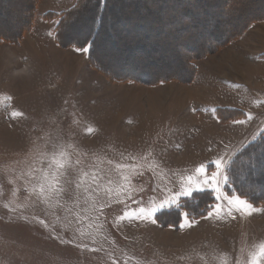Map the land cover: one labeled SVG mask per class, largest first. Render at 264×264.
Here are the masks:
<instances>
[{
    "label": "rangeland",
    "instance_id": "rangeland-1",
    "mask_svg": "<svg viewBox=\"0 0 264 264\" xmlns=\"http://www.w3.org/2000/svg\"><path fill=\"white\" fill-rule=\"evenodd\" d=\"M59 1L38 0L32 28L15 44L0 43V264H264V205L226 196L222 189L232 140L248 124L264 130V67L249 66L252 82L245 86L230 80L237 76L229 77L227 69L208 73L203 67L213 61L237 69L243 57L264 47V21L252 23L218 52L192 61L190 83L150 86L108 80L92 65L89 47H59L56 20L44 18L61 8ZM142 1L130 22L123 18L124 7L114 12L119 23L113 27L104 17L103 30L109 27L113 37L96 44L103 66L144 80L155 73L187 75L182 45L203 41L208 28L185 37L189 27L181 29L194 12L177 9L184 3L189 9L195 0L138 4ZM153 2L165 8L142 19L143 6L150 11ZM31 3L0 0V30L14 31ZM244 7L231 17L235 27L252 14H264V0H248ZM170 15L177 17L175 24L166 23ZM92 17H85L84 27L72 19L65 37H83ZM226 17L216 15L218 20ZM138 25L143 31L135 29ZM255 25L262 28L260 45L244 47L240 58L236 44ZM130 27L133 34L141 32L140 42H133ZM176 27H181L177 33L163 34ZM215 30L224 35L222 28ZM129 48L132 52L125 54ZM107 51L120 54L114 59ZM191 90L205 97L208 111L199 113L202 125L190 122L193 107L176 106ZM216 105L241 107L246 117L238 122L248 124L225 138L226 127L212 123ZM198 191H210L216 200L205 216L192 220L182 212L177 229L156 222L158 213L177 208L180 199L190 196L182 193ZM164 201L171 202L160 208Z\"/></svg>",
    "mask_w": 264,
    "mask_h": 264
},
{
    "label": "trees",
    "instance_id": "trees-1",
    "mask_svg": "<svg viewBox=\"0 0 264 264\" xmlns=\"http://www.w3.org/2000/svg\"><path fill=\"white\" fill-rule=\"evenodd\" d=\"M30 1H32L30 7L24 8L26 10V14H24L23 17L22 20L23 23L22 22L19 23L17 27L14 29V31L0 30V43L9 42L11 44H15L20 41L24 32H27L32 28V23L35 18V5L38 0H30ZM145 1L147 2L148 0ZM170 1L172 5L173 4L177 5L178 3H180L179 0H170ZM213 1L215 0H201V1L195 0V2L192 3L189 2L188 4L189 9L183 8L185 6L187 7V3H184L186 5L180 7L181 10L177 9V11L182 14H184L185 11H189L190 13L194 12L193 18H190L189 23L186 26H184V28L182 29L181 27H176V29L173 28L168 31H163V34L165 36H169L172 35L173 32L178 31V28H180L183 31H186L187 30L186 28L189 27V32L185 34V37L189 36L193 38L195 37L193 36V34L197 32L196 31L197 29H201L204 27L208 28L206 32L205 30L203 31L206 34L205 35L206 38L203 41L197 40L198 43L195 44L193 43L188 45L186 44V46L182 45V48L185 53L183 55V58L181 57V59L183 60L185 65V69H186L185 72H187V75L183 73V75H185L183 77H179L177 74L162 76L159 75L158 73H155L154 77H151V79L144 80V78L135 77V75L130 74V72L124 74L118 73V72H114L113 70H109L108 68L103 66L104 63L101 60L102 59L101 54L98 55L97 53L96 44L101 39L105 41L107 40V38L112 39L113 35L112 36L111 34L109 35L106 29H108L109 27H113L115 22L119 23V19L116 18L114 12L121 13L123 11L122 7H124L125 12L123 13V16L126 17L123 16L122 17L127 18V21L130 22L129 17L136 16V13L139 10L138 8L144 3L143 1L140 5L138 4L139 0H135L134 3L127 5L124 4V0H77L73 5V7H71L67 11L61 12L59 14L47 13L45 14L44 18L46 20H52V19L56 20V25L54 28V40L59 47H68V46H74L76 48L89 47L88 55H89V59L92 62V65L99 72L103 73L104 76L110 81L139 82V83H145L150 86H157L159 84L169 81L190 83L193 80L195 74V68L191 64L192 61L203 59L208 55L218 52L220 48H222L223 46L227 45L230 41L240 36L241 33L246 28L251 26L252 23L264 21V14L256 13V14H252L247 21H243V24L235 27L231 17H237L238 15L233 16V14L239 11L240 14L243 10L244 5L248 0H220V9L218 11L216 10V3L217 2L219 3V1L217 0L216 3ZM172 5L170 6L171 10L173 9ZM164 8L163 5L156 6L154 2H153V6H151L150 8V11L146 9V6H143V9L147 11H145L144 14H142L143 16H141V18L142 17L147 18L148 16H151L154 13L158 14ZM207 9L211 10V12L207 16L199 15L204 13V10ZM222 13L223 15L225 14L227 15L226 19L218 20V18H216V15L219 14L220 16V14ZM88 14H93V17L91 19L92 20L91 24H89V26L86 27L87 30L86 34L83 35V37L81 38L65 37L68 36V33H66L65 29L70 26V23L72 22L71 20L75 18V22H81V24L77 23V25L84 27V24L86 23V22L84 23V19L87 18ZM106 15L108 17L106 20H108L109 22L108 24L109 27L106 28L104 31L103 20ZM176 18H177L176 16L170 15L168 19H166L167 20L166 23L168 25L175 24ZM4 21L5 20H3V22ZM111 22L112 24H110ZM125 24L126 23L123 22V25ZM136 24H140V23H136ZM210 24L211 26H209ZM230 25L231 26L234 25V27L230 28L231 27ZM217 27L222 28V30L224 31V35L223 34L217 35L218 30H215ZM224 27L227 29H223ZM137 28L139 29V31H143V25H138L137 27H135V29ZM133 29L134 28L130 27L131 31L129 30L131 32L130 34H132L131 37L133 42L134 40L140 42L139 39L141 32L140 33L138 32L137 34L135 33L133 34L132 32ZM198 35L200 36V33H198ZM84 36L88 38L85 41H84L85 38ZM150 36H148L147 38L149 40L153 39V35L151 36V38ZM126 42L128 44L130 40L126 38L125 43ZM111 44H114V42L112 41ZM140 45L138 46L139 50L140 48L143 47L142 46L143 44L141 46ZM121 51H124V49ZM128 51L131 53L132 49L130 48L129 50L125 49V54ZM108 54H112V57L115 59V57H118L120 53L117 54L116 52L115 54L114 52L109 51ZM178 56L179 55H176L175 58H173L174 62L177 65L180 62V58ZM133 65L134 64H132V66ZM152 67L153 66H149V68L151 69ZM151 69L149 71L153 70L155 72L156 70L155 67H153L152 70ZM215 114L219 119V121L222 123L244 117L243 112L230 110V109H217L215 111ZM223 191L227 196L235 195L239 198L244 199L245 201L249 202L254 206L264 204V130L258 135V137L252 143L244 147L229 162L225 170V183L223 186ZM215 203H216L215 198L211 192L209 191L194 192L189 197L182 198L179 201L177 208H170L163 212H160L156 215L155 219L156 222L163 228L171 227L177 229L181 221L180 219H181V215L183 214L182 212H184L189 219L201 218L205 216L213 208Z\"/></svg>",
    "mask_w": 264,
    "mask_h": 264
},
{
    "label": "crops",
    "instance_id": "crops-1",
    "mask_svg": "<svg viewBox=\"0 0 264 264\" xmlns=\"http://www.w3.org/2000/svg\"><path fill=\"white\" fill-rule=\"evenodd\" d=\"M76 1L77 0H60L59 1V5L61 6V8L58 9V11L52 12V13L59 14L61 12L67 11L68 9L73 7V5L75 4ZM48 12H51V11H48ZM55 25H56V23H55ZM257 25H260V24H257ZM257 25H255L252 28V30L249 33H247V35L243 39H241V42H239V44H236L238 47L241 46V50L239 51V57L240 58H242L241 52L244 50V47L249 46V48H250V47L254 46V48H255V47H258L260 45L259 44V42H260L259 40H261L260 34L262 33V28L261 27L257 28L256 27ZM251 42H253V44L257 42V44L253 45V44H251ZM251 49H253V48H251ZM233 50H234V52H236L235 49H233ZM247 56H248V58L243 57L244 61L240 60V62L238 64L239 67H237V69L235 67L237 62L236 63L233 62V65H234L233 67H235L234 69H236V70H234V69L230 70L229 68H225L224 64L218 65L217 62H215V64H216L215 65L213 63V61L209 62V61H206V60H205L206 62H204V66L203 67H204V69L208 70V73H209V71L220 70V69H223V68L227 69L230 72V75H228L229 77H233L234 76L233 74H235L238 77L237 78L235 76L238 81L234 80L233 78L232 79L229 78L230 80H232L233 82H237V84L240 85V86H245L246 84H249L250 82H252L250 80V78H248V75L250 74V72L248 71V67L249 66H252V67L256 66L257 67V66H260V65L264 67V47L262 45H260L259 49L257 50V53L255 51L254 54H252V55L251 54H247ZM198 69H199V67L197 68L196 76L199 73ZM208 73H207V76H208ZM209 75L211 76L212 74L210 73ZM231 75H233V76H231ZM222 76H224V74L221 71V73L219 74V77H222ZM261 77L264 78V75L261 76ZM193 87H192V89H193ZM186 93L187 94H185L186 95L185 98H183V99L180 98V99L176 100V102H177L176 106H178V105L184 106L183 108H186L189 111H190L189 108L193 107V109H192V111L190 113H192L194 116L192 117L190 122L193 123V124L198 123L199 125H202V122L199 119L200 118L199 115H201V114H199V113L201 111H208V110L205 109V106H206L205 97H204V95L201 94V92H196L194 90L187 91ZM244 93L251 95V93H249V92H244ZM217 109H230V110L240 111V112L244 113V117L243 118H239V119H234V120H231L229 122L222 123V122L219 121V119L217 118V116L215 114V111ZM212 112L214 113V115L216 117V122L213 121L212 123L215 126H216V124H220V125H224V127H226L224 129V133H227V132L228 133L226 134V136H224L225 138H229L228 134L230 132H233V131L243 127L244 125L248 124L246 121L245 122H238L239 120H242V119H244L246 117V114L242 110L241 107H230L229 105H216V106L212 107ZM248 125H249V128H247L244 133H242L238 138L232 140L234 143H233L232 147L229 148V150L227 152V155L225 156L223 186H224V183H225V170H226V167L229 164V162L244 147H246L247 145L252 143L258 137V135L263 131V130L261 131V127H259V125H254V124H251V125L248 124ZM223 186H222V189H223ZM198 192H202V191H198ZM192 193H194V192H192ZM262 205H264V204H262ZM258 206H260V205H258Z\"/></svg>",
    "mask_w": 264,
    "mask_h": 264
},
{
    "label": "snow or ice",
    "instance_id": "snow-or-ice-1",
    "mask_svg": "<svg viewBox=\"0 0 264 264\" xmlns=\"http://www.w3.org/2000/svg\"><path fill=\"white\" fill-rule=\"evenodd\" d=\"M85 51H87V49H84ZM220 161H217V167H219L220 166ZM202 170V169H201ZM182 194H184V195H190L191 193L190 192H185V193H182ZM171 201H164V202H162L161 204H160V208H163L164 206H165V204H167V203H170ZM237 203L238 204H240V205H244L245 204V202L244 201H240L238 198H237ZM248 207H250V205L248 206Z\"/></svg>",
    "mask_w": 264,
    "mask_h": 264
},
{
    "label": "bare ground",
    "instance_id": "bare-ground-1",
    "mask_svg": "<svg viewBox=\"0 0 264 264\" xmlns=\"http://www.w3.org/2000/svg\"><path fill=\"white\" fill-rule=\"evenodd\" d=\"M25 20V19H24ZM25 24V23H24ZM19 31V30H18Z\"/></svg>",
    "mask_w": 264,
    "mask_h": 264
}]
</instances>
